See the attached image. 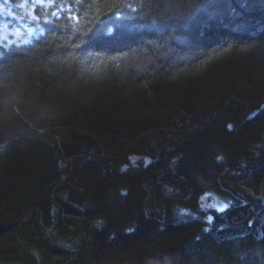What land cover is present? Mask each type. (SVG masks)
I'll use <instances>...</instances> for the list:
<instances>
[{"label": "trees", "instance_id": "16d2710c", "mask_svg": "<svg viewBox=\"0 0 264 264\" xmlns=\"http://www.w3.org/2000/svg\"><path fill=\"white\" fill-rule=\"evenodd\" d=\"M20 3L0 264H264V0Z\"/></svg>", "mask_w": 264, "mask_h": 264}, {"label": "snow or ice", "instance_id": "6c2138e0", "mask_svg": "<svg viewBox=\"0 0 264 264\" xmlns=\"http://www.w3.org/2000/svg\"><path fill=\"white\" fill-rule=\"evenodd\" d=\"M29 0H21V3L19 4L20 8H25L28 5ZM33 3L40 5L43 3H48L49 5H54L55 4V0H32ZM53 16L57 15V12H53L52 13Z\"/></svg>", "mask_w": 264, "mask_h": 264}, {"label": "rangeland", "instance_id": "374dc122", "mask_svg": "<svg viewBox=\"0 0 264 264\" xmlns=\"http://www.w3.org/2000/svg\"><path fill=\"white\" fill-rule=\"evenodd\" d=\"M3 32H6V31H3ZM20 33H21V32H19V31H15V35H16L17 37L21 36Z\"/></svg>", "mask_w": 264, "mask_h": 264}]
</instances>
